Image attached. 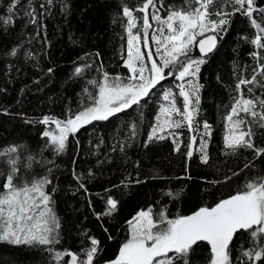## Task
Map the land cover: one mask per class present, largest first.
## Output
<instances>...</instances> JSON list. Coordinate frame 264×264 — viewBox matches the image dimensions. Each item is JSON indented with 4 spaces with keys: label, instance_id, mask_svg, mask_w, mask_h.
<instances>
[{
    "label": "trees",
    "instance_id": "1",
    "mask_svg": "<svg viewBox=\"0 0 264 264\" xmlns=\"http://www.w3.org/2000/svg\"><path fill=\"white\" fill-rule=\"evenodd\" d=\"M12 2L0 0V150L14 146L16 152L0 156V192L5 191L11 172L10 158L16 159L14 185H31L47 178L50 183L44 185V191L51 197L49 206L59 224V243L0 242V264H70L68 256L57 260L49 249L70 251L83 260L90 238L99 241L93 264H111L130 238L129 221L140 210L151 208L157 220L162 211L168 219L187 216L264 178V156L247 148L233 154L224 143L226 117L240 94L256 101L264 99V74L260 71L264 48L251 42L257 30L246 15L234 10L230 0H215L212 6L231 15L226 16V30L214 33L218 47L203 57L205 63L194 78L201 87L199 110L191 128L186 124L169 128L162 134L164 139H149L159 122L157 117H161L164 89L154 87L139 105L70 134L63 152H57L50 137L43 136L45 131L58 134L52 118L67 121L92 106L105 73L109 81L120 77L122 83L134 82L125 64L128 18L122 10L125 6L139 9L144 0H16L9 13ZM187 3L159 0L156 14L166 18L171 10ZM255 5L258 11L253 17L264 27V12L259 11L264 9V0H255ZM32 10L36 23L28 15ZM152 12L150 6L149 18ZM133 14L141 20L144 13ZM9 17L11 22L5 23ZM150 41L156 44L151 36ZM188 58H202L196 46ZM168 72L165 69V78L157 85L173 87L182 108L176 82L183 81ZM253 76L255 83L237 87L242 79ZM255 110L261 111L259 104ZM45 117L50 118L48 124L42 123ZM246 120L255 148H264V122L251 117ZM205 122L210 125V136L205 135ZM205 142L208 163L201 160L200 146ZM189 150L191 157L187 156ZM109 197L118 202L117 208L102 215L109 208ZM255 247L258 245L249 232L239 231L229 245L232 264H264V256L260 261L243 256ZM211 258L210 247L204 242L194 245L188 256L189 264H210Z\"/></svg>",
    "mask_w": 264,
    "mask_h": 264
},
{
    "label": "snow or ice",
    "instance_id": "2",
    "mask_svg": "<svg viewBox=\"0 0 264 264\" xmlns=\"http://www.w3.org/2000/svg\"><path fill=\"white\" fill-rule=\"evenodd\" d=\"M51 2V0H49ZM159 0H144L139 9L123 8V16L127 17L128 54L126 64L132 75L133 83H122L120 77L109 81L108 74H104V83L99 87L98 98L92 106L80 111L67 121L52 118V122L58 129V134L45 131L44 137H50L51 144L57 152H63L66 148L70 134L76 133L80 128L93 121L107 120L116 113L122 112L132 105H139L142 98L165 78V69L169 75H175L179 81L187 78H195L200 72V65L205 63L203 57L216 47V35L204 37L206 32L219 33L226 30L228 24L226 16L231 13L216 11L212 6L215 0H188V3L180 9L171 10L166 18L156 14ZM234 10L246 15L257 35L251 42L257 48H264V27L257 23L253 13L258 11L255 0H230ZM16 0L9 5L8 12L12 13ZM153 9L152 19L161 22L163 27L156 29L151 39L156 43V54L160 56L161 63L153 58V52L148 45L149 29L152 27L149 21V9ZM43 7V5L41 6ZM134 11L144 13L142 17L143 31L134 34L137 28V17ZM264 12V9H259ZM32 17V23H36L34 10L28 12ZM212 16L218 19H211ZM2 19V18H0ZM11 17L5 23H10ZM143 45L148 48L147 58L151 61L148 65L145 61V53L141 51V38ZM193 46H198L202 58L192 60L188 58ZM15 55V50L12 51ZM184 57V60H181ZM175 69V72H173ZM51 71V70H50ZM77 73L81 71L76 69ZM260 71L264 74V65ZM190 90H186L183 83L179 85V96L183 98V105L176 106L175 94L171 90L165 92L163 99L169 101V106L161 108L163 121L152 129L149 139H164L159 133L168 128H191L194 116L198 112L199 88L198 83L187 79ZM255 76L251 80H241L237 85L255 83ZM171 97V99H170ZM260 105L261 111L257 112L256 106ZM241 113L244 115L241 116ZM179 116L180 119L173 117ZM246 117L259 118L264 122V99L256 101L253 98H244L243 94L236 100L226 117L228 122L224 137L225 147L234 154L238 149H253L257 156H264V148H255L252 142V131L247 127L249 121ZM161 117H157L159 121ZM50 118L45 117L42 123L48 124ZM205 135L210 136V125L203 124ZM196 137H192L195 143ZM191 149V144L188 145ZM206 142L201 144V160L208 163L209 156L205 151ZM179 151V143L176 144ZM16 148L9 147L0 150V156H9L15 153ZM192 156V151L187 152ZM11 168L7 175L4 192H0V242L12 245H54L59 243L56 229L58 221L52 212L51 197L44 191V185L50 183L45 178L33 182L31 185H14L13 179L17 172L16 159H8ZM139 182V181H137ZM82 186V185H81ZM83 187V186H82ZM171 195V193H169ZM117 201L109 197L107 199L108 210L102 215H110L117 208ZM130 238L121 246L119 255L111 264H189L188 256L194 245L199 241H206L210 245L212 258L210 264H232L229 245L236 233L241 230L248 231L253 243L258 245L253 249L243 252V256L249 260L260 261L264 256V178L258 182H249L245 190L237 192L228 198L221 199L213 207H201L192 215L179 216L168 219L164 212L159 214V219H154L152 209L140 210L129 221ZM90 247L83 252L84 259H79L78 254L70 251L53 252L55 259L59 260L68 256L70 264H93L97 254L99 241L90 238Z\"/></svg>",
    "mask_w": 264,
    "mask_h": 264
},
{
    "label": "rangeland",
    "instance_id": "3",
    "mask_svg": "<svg viewBox=\"0 0 264 264\" xmlns=\"http://www.w3.org/2000/svg\"><path fill=\"white\" fill-rule=\"evenodd\" d=\"M143 15H145V14H142V17H143ZM134 16L137 17L136 15H134ZM142 17H141V20H140V18H137V28H134V29H133V33H134V34H135L138 30H139L140 32L143 31V27H142ZM149 21H150L152 27L149 29V40H148V45H149V47L151 48V50H152V52H153V58L157 60V63H161L160 60H159V55L156 54V47H157V45L151 43V41H150V36H152V34L156 31V29L163 27V24L160 22V25H159V26H158V25H153V24H155V23L158 22V21H156V20H154V19H152V18H149ZM140 47H141V51L145 53V61H146V63H147L148 65H150L151 61L148 60V58H147L148 48L144 47V45H143V37L141 38V44H140ZM127 54H128V46H127ZM126 60H127V59H126ZM125 64H126V62H125ZM126 65H127V64H126ZM128 69H129V68H128ZM129 71H130V69H129ZM130 74L132 75L131 71H130ZM187 79H191V80H193V82H194V78H191V77H190V78H187ZM187 79H186L185 81H183V84H185V89H186V90H190L189 85H188V82H187ZM161 81H163V80H161ZM176 84H177V85H180L181 83L177 81ZM161 85H162V86H160V85H156L155 87H158V88H160V89H161V88H164V89H163V92L161 93L162 96L164 95L165 92H168L169 90H171L172 93L175 94L176 106L179 107V105H178V99H177V94H176L174 88H173V87H172V88H171V87H168V84H167V83H166V84H161ZM170 99H171V97H170ZM166 106H169V101H165L164 99H162V101H161V108H162V107H166ZM174 119H175V118H174ZM162 121H163V116L161 115V119L159 120L158 124L161 123ZM158 124H157V125H158ZM168 129H169V128H168ZM166 130H167V129H166ZM166 130H165L164 132H166ZM164 132L159 133V134L162 135Z\"/></svg>",
    "mask_w": 264,
    "mask_h": 264
},
{
    "label": "water",
    "instance_id": "4",
    "mask_svg": "<svg viewBox=\"0 0 264 264\" xmlns=\"http://www.w3.org/2000/svg\"><path fill=\"white\" fill-rule=\"evenodd\" d=\"M211 35H216V34H214V33H210V34H207V35H205L204 37H201V38H199L198 40H200V39H204V38H206L207 36H211ZM216 37H217V40H216V47L212 50V52H210V53H208V55L207 56H209L211 53H213L215 50H216V48L218 47V44H219V38H218V36L216 35ZM196 48H197V50H198V52L200 53V55H201V52H200V50H199V47L198 46H196ZM202 56V55H201ZM206 56V57H207ZM193 213H195V212H193ZM193 213H191V214H189V215H192ZM188 216V215H187ZM237 234V233H236ZM235 234V235H236ZM234 235V236H235ZM234 238V237H233ZM201 242H204V243H207L206 241H199V242H197V243H201ZM208 244V243H207ZM209 245V244H208ZM209 247H210V245H209ZM118 257V256H117ZM116 257V258H117ZM115 258V259H116ZM115 259L113 260V261H115ZM113 261H111V262H113Z\"/></svg>",
    "mask_w": 264,
    "mask_h": 264
}]
</instances>
